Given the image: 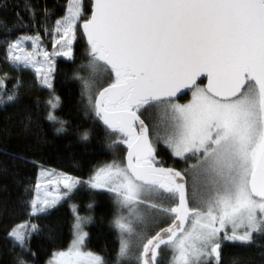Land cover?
<instances>
[{
	"label": "snow or ice",
	"instance_id": "snow-or-ice-1",
	"mask_svg": "<svg viewBox=\"0 0 264 264\" xmlns=\"http://www.w3.org/2000/svg\"><path fill=\"white\" fill-rule=\"evenodd\" d=\"M81 28L89 59L80 67L90 69L89 78L77 76L81 95L113 134V144L127 145L126 164L114 160L87 180L42 169L35 196L25 201L26 218L6 232L11 264H37L32 246L41 234L37 221L84 188L111 194L137 218L144 204L169 218L166 227L143 238L136 264H162L163 250H171V264H226L223 250L229 242L259 247L257 241L264 240V0H91L88 5L65 0L59 18L25 0L11 25L0 20L5 60L18 73L33 69L51 89L54 57L75 63L72 45ZM42 33L52 40V52L44 48ZM100 70L109 80L93 93ZM201 77L207 79L205 87ZM7 78V72L0 75V108L5 109L20 104L22 88L17 79L7 89ZM185 89L191 101L177 103ZM48 104L57 108L59 97ZM153 112L160 118L157 139L185 162L183 171L157 166L146 122ZM47 119L59 125L57 133L65 131V122L51 111ZM82 139H88L87 132ZM162 198L174 206L159 203ZM73 212L74 239L48 264H108L83 250L88 233L82 224L90 217L76 214L75 205ZM114 223L120 232L119 264L132 258L133 229L123 215Z\"/></svg>",
	"mask_w": 264,
	"mask_h": 264
},
{
	"label": "trees",
	"instance_id": "trees-1",
	"mask_svg": "<svg viewBox=\"0 0 264 264\" xmlns=\"http://www.w3.org/2000/svg\"><path fill=\"white\" fill-rule=\"evenodd\" d=\"M28 2L47 7L55 13L56 18L63 13L65 5V0ZM90 2L84 0L85 5ZM4 3L7 8H0V20L6 19L11 25L16 12L22 11L25 0H0V4ZM41 40L47 43L50 37L42 33ZM72 48L75 63L66 58H54L55 71L52 74V88L49 89L41 85L32 70L24 69L18 73L10 69L0 39V75L8 73L6 87L9 90L17 79L22 83L20 104L0 108V264L12 262L9 248L5 244L6 232L13 224L26 218L25 201L34 197L39 167L85 180L103 164L114 160L123 164L127 145L113 144V134L88 110L86 100L81 95L83 83L77 76L89 78L90 69L80 67L82 64L86 65L89 59L88 46L80 29ZM108 80L109 77L105 74L103 84L92 87L93 93L105 87ZM51 93L59 97L55 115L58 120L65 122V131L62 133H57V126L47 119V101ZM85 132L88 133L87 140L82 139ZM156 159L159 164L165 163L180 170L185 166L183 161L174 158L166 149L163 153L158 150ZM71 202L77 205L80 215L90 217V222L85 227L88 237L84 249L101 256L108 264H117L120 245L114 225V200L107 192L87 188L79 190L72 199L61 201L49 214L37 221L41 226V234L32 242L37 254V264H47L52 253L68 248L73 235V215L69 206ZM89 204L93 205L92 209L88 208ZM257 244L260 246L245 247L229 243L223 250L226 264H264V240H258ZM163 255L164 250L160 259L162 264H166V256ZM119 264H136V261L134 258L124 259Z\"/></svg>",
	"mask_w": 264,
	"mask_h": 264
},
{
	"label": "rangeland",
	"instance_id": "rangeland-1",
	"mask_svg": "<svg viewBox=\"0 0 264 264\" xmlns=\"http://www.w3.org/2000/svg\"><path fill=\"white\" fill-rule=\"evenodd\" d=\"M77 39V38H76ZM76 41V40H75ZM74 41V42H75ZM74 42H73V44H74ZM42 44H43V46H44V48H46V50L47 51H49V52H52L53 51V47H52V40L50 39V40H48L47 41V43L45 42V43H43L42 42ZM73 46V45H72ZM26 47L28 48V50L29 51H31V43L29 42L27 45H26ZM58 57H60V58H66V57H62V56H58ZM55 58V57H54ZM40 59H42V57H40ZM67 59V58H66ZM30 69V68H29ZM30 70H32L34 73H35V71L33 70V69H30ZM36 74V73H35ZM53 74V73H52ZM52 74H51V84H52ZM104 73H103V71L102 70H100L99 72H98V74H97V76L95 77V81H94V84H93V86L94 87H98V86H100V85H102L103 84V81H104ZM39 81H40V83H41V85L42 86H44L43 84H42V82H41V79H39ZM107 86V85H106ZM202 86V85H201ZM44 87H46V86H44ZM203 87V86H202ZM47 88V87H46ZM54 97H56V95L54 94V93H51V95H50V98H49V100L50 99H53ZM84 98H85V100H86V104H87V96H84ZM191 99H192V94H191V92L189 93V96H188V98H187V100H186V102H183V104H187V103H189L190 101H191ZM48 100V101H49ZM48 101H47V103H48ZM178 103V102H177ZM48 106H49V104H48ZM59 107V106H58ZM58 107L57 108H55V109H51L50 108V106H49V112L51 111L52 112V114L56 117V115H55V112H56V110L58 109ZM56 119H57V117H56ZM159 115H158V113H156V112H153V114H152V117L150 118V119H148L149 121H153L154 122V127H155V125H157L158 124V122H159ZM58 120V119H57ZM50 122H52V121H50ZM53 124H55L57 127L59 126L58 124H56V123H54V122H52ZM153 127V126H152ZM156 129V128H155ZM160 129H162V132H164L163 131V125H161L160 126ZM155 132H156V130H155ZM167 147V146H166ZM168 148V147H167ZM169 149V148H168ZM169 152L171 153V150L169 149ZM172 154V153H171ZM173 156V155H172ZM174 157V156H173ZM174 158H176V157H174ZM176 159H178V158H176ZM179 160V159H178ZM181 161H183V160H181ZM184 162V161H183ZM194 162V160H190L188 163H193ZM110 163H112V162H110ZM118 163V162H117ZM185 163V162H184ZM107 164H109V163H107ZM103 165H105V164H103ZM103 165H101V166H103ZM101 166H99V167H101ZM185 167H186V164H185V166H184V168L182 169V170H184L185 169ZM49 170V171H52V170H54V169H50V168H46V167H39L38 168V171H37V173H36V178H35V184H34V196H35V185H36V183L38 182V181H40V172H41V170ZM97 169V168H96ZM95 169V170H96ZM54 172L55 173H61V172H59V171H57V170H54ZM95 172V171H94ZM94 172L92 173V174H94ZM91 174V175H92ZM90 175V176H91ZM89 176V177H90ZM88 177V178H89ZM54 178V177H53ZM87 178V179H88ZM87 179H85V180H87ZM82 180V179H81ZM47 187L50 189V190H52L55 186L54 185H47ZM60 189H61V191H63V188H62V185L60 186ZM188 190H189V198H190V203H192V201H191V192H192V188H191V180H189V185H188ZM102 191V190H101ZM41 194H43V190H42V193ZM114 200V199H113ZM159 203H162L164 206H169L170 204H172V206H174V204H173V202L172 201H170V200H168L167 198H162L160 201H158ZM114 204H115V207H116V216H115V218H114V221H115V219H116V217L118 216V215H123L124 217H127V219L129 220V221H131V227H132V229H133V236L130 238V251H131V253H132V258H134L135 259V254H137L140 250H141V248H142V243L144 242V240H143V238H146V237H148L153 231H155L156 229H158V228H160L162 225H164V224H166V223H168V222H170V220H169V218L168 217H166V216H161V215H157L156 214V210H153V209H150V208H148V206H147V204H144V205H140L139 206V209H138V215H139V217L140 218H137V214H133V215H129V212H128V209H121L116 203H115V201H114ZM73 205H75V207H76V214H78V215H80L79 214V212H78V209H77V205L75 204V203H70L69 204V206H70V209H71V212H72V215H73V225H74V223H75V214H74V212H73ZM81 217H87V216H83V215H80ZM90 222V220H85V222L82 224V227H83V230L85 231V227H86V225L88 224ZM114 225H115V223H114ZM115 228H116V230H117V233H118V238H119V245H120V232H119V230L117 229V227L115 226ZM74 232V230L72 231V233ZM86 232V231H85ZM74 239V234L72 235V240ZM72 240H71V242H72ZM71 242H70V244H69V246H68V248L70 247V245H71ZM230 243V242H229ZM120 247V246H119ZM67 248V249H68ZM67 249L65 250V251H67ZM83 250L84 251H86L84 248H83ZM58 252V251H57ZM55 253V252H54ZM53 254V253H52ZM164 255L166 256V264H171V260H172V252H171V250H164ZM163 255V256H164ZM131 258V259H132ZM50 259H52V255L49 257V259H48V261L50 260ZM48 261H47V264H48Z\"/></svg>",
	"mask_w": 264,
	"mask_h": 264
},
{
	"label": "flooded vegetation",
	"instance_id": "flooded-vegetation-1",
	"mask_svg": "<svg viewBox=\"0 0 264 264\" xmlns=\"http://www.w3.org/2000/svg\"><path fill=\"white\" fill-rule=\"evenodd\" d=\"M187 95H189V94H187ZM186 96H184V97H182L180 99H177L176 102H178L180 104H183V102H186V100H187L185 98ZM146 122L149 123V127H150V137L153 140V143H154V145L156 147V152L159 150V151H162V153H163L164 152V149H166V150L169 151V149L166 147L163 139L162 138L161 139H157L156 132H155L156 129L154 127V122L153 121H149V120H147ZM160 135H161V137H163V135H164V132H162V129H160ZM157 166H159V167H165V168L171 167V168H175L177 170H180V169H178V168H176V167H174L172 165H166L165 163H161V164L158 163ZM180 171H182V170H180Z\"/></svg>",
	"mask_w": 264,
	"mask_h": 264
},
{
	"label": "water",
	"instance_id": "water-1",
	"mask_svg": "<svg viewBox=\"0 0 264 264\" xmlns=\"http://www.w3.org/2000/svg\"><path fill=\"white\" fill-rule=\"evenodd\" d=\"M91 1V0H90ZM80 32H81V35H82V37H83V39H84V41H85V43H86V45H87V41H86V37H84V35H83V32H82V28L80 29ZM88 46V45H87ZM201 80L203 81V87H205L206 85H207V79L205 78V77H201ZM106 87V86H105ZM102 90V89H101ZM191 91L190 90H187V89H185V90H182V92L181 93H178L177 94V97H176V100L177 99H180V98H182V97H184V96H186L187 94H189ZM186 93V94H185ZM127 151H128V149H126V152L124 153V156H123V164H126V158H127ZM159 167V166H158ZM178 202V201H177ZM167 226V225H166ZM166 226H164V227H166ZM157 231H159V230H157ZM156 231V232H157ZM155 232V233H156ZM154 233V234H155ZM153 234V235H154ZM141 250H142V248H141Z\"/></svg>",
	"mask_w": 264,
	"mask_h": 264
}]
</instances>
